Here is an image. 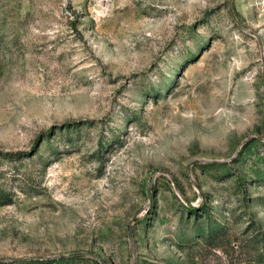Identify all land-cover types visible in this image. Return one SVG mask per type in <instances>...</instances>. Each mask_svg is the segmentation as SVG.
Returning <instances> with one entry per match:
<instances>
[{
  "label": "rangeland",
  "instance_id": "1",
  "mask_svg": "<svg viewBox=\"0 0 264 264\" xmlns=\"http://www.w3.org/2000/svg\"><path fill=\"white\" fill-rule=\"evenodd\" d=\"M0 264H264V0H0Z\"/></svg>",
  "mask_w": 264,
  "mask_h": 264
},
{
  "label": "trees",
  "instance_id": "2",
  "mask_svg": "<svg viewBox=\"0 0 264 264\" xmlns=\"http://www.w3.org/2000/svg\"><path fill=\"white\" fill-rule=\"evenodd\" d=\"M1 199V198H0Z\"/></svg>",
  "mask_w": 264,
  "mask_h": 264
}]
</instances>
